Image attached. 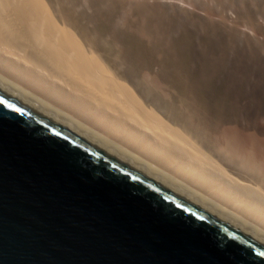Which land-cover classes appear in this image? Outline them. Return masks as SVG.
Returning <instances> with one entry per match:
<instances>
[{
  "label": "water",
  "instance_id": "95a60500",
  "mask_svg": "<svg viewBox=\"0 0 264 264\" xmlns=\"http://www.w3.org/2000/svg\"><path fill=\"white\" fill-rule=\"evenodd\" d=\"M0 264H264V238L0 87Z\"/></svg>",
  "mask_w": 264,
  "mask_h": 264
},
{
  "label": "bare ground",
  "instance_id": "6f19581e",
  "mask_svg": "<svg viewBox=\"0 0 264 264\" xmlns=\"http://www.w3.org/2000/svg\"><path fill=\"white\" fill-rule=\"evenodd\" d=\"M61 4L73 3L0 0V87L49 110L264 238V173L256 179L258 185L227 173L215 151L207 149L218 150L200 123L189 121L188 112L185 122L170 105L163 109L151 99L157 94L147 92L145 74L122 78V67H114L101 51L109 48L120 55L112 36L97 30L95 21L91 27L84 10L74 16L73 10L59 9ZM225 152L233 154L227 148ZM256 165L254 170L247 167L251 175Z\"/></svg>",
  "mask_w": 264,
  "mask_h": 264
},
{
  "label": "rangeland",
  "instance_id": "374dc122",
  "mask_svg": "<svg viewBox=\"0 0 264 264\" xmlns=\"http://www.w3.org/2000/svg\"><path fill=\"white\" fill-rule=\"evenodd\" d=\"M70 1L58 8L74 16L84 10L93 18L89 25L95 21L121 49L119 56L100 50L122 67V78L145 74L147 92L157 94L151 99L163 109L170 105L185 122L200 123L217 146H206L217 163L237 181L258 185L264 173V0ZM252 164L259 175L247 171Z\"/></svg>",
  "mask_w": 264,
  "mask_h": 264
}]
</instances>
